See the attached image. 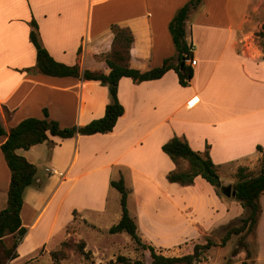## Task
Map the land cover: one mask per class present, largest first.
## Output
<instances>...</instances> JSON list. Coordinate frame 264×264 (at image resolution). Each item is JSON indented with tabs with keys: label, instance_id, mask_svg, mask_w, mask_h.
Here are the masks:
<instances>
[{
	"label": "crops",
	"instance_id": "1",
	"mask_svg": "<svg viewBox=\"0 0 264 264\" xmlns=\"http://www.w3.org/2000/svg\"><path fill=\"white\" fill-rule=\"evenodd\" d=\"M188 1L0 0V123L6 132L27 117L44 118V109L61 127L84 125L102 117L109 100L99 81L35 69L32 20L57 61L105 73L116 25L132 37L130 66L145 71L177 57L169 23ZM253 2L202 0L189 12L185 38L197 64L188 85L180 84L173 69L141 82L123 76L118 98L125 112L111 132L50 136L17 149L36 166V185L24 191L21 219L27 231L8 264L59 241L74 223L79 230L108 232L122 215L121 206L111 207L112 198L120 201L111 180L121 176L137 234L164 254L186 251L187 241H221L226 227L245 214L241 203L218 194L202 176L190 185L169 182L167 174L187 169L188 162L173 161L162 145L178 135L196 151L208 148L220 182L232 186L239 167L257 169L258 146L264 149V54L251 43ZM6 138L0 137V210L7 206L11 178L1 149ZM226 166L230 176L224 178ZM260 202L254 264H264V192ZM218 228L225 230L214 238ZM227 264L242 263L239 258Z\"/></svg>",
	"mask_w": 264,
	"mask_h": 264
},
{
	"label": "trees",
	"instance_id": "2",
	"mask_svg": "<svg viewBox=\"0 0 264 264\" xmlns=\"http://www.w3.org/2000/svg\"><path fill=\"white\" fill-rule=\"evenodd\" d=\"M201 1L189 0L177 10L169 23V30L178 52L177 57L175 59L168 58L161 66L145 71L130 66L129 49L132 37L116 25L112 26L115 33L112 51L105 55L110 70L105 73L90 69L81 70L78 64L69 65L57 61L41 43L38 24L35 20L31 21L29 38L36 50L35 69L52 76H75L85 80L99 81L102 85L107 86L109 100L104 115L84 125L61 127L58 121L49 118L46 109H44V118L27 117L12 127L9 132H6L0 123V137L4 135L7 137L1 144V149L11 172L7 206L0 210V264H7L18 256L17 247L27 231L26 227L22 225L21 219L24 191L28 186L36 185V166L18 154L17 149H28L35 144L50 141V136L67 138L77 134L89 135L111 132L118 118L125 112V108L118 98V84L123 76L141 82L160 78L166 71L173 69L178 75L180 84L188 85L193 76V69L184 62V57L192 44L186 41L185 25L189 12L197 8ZM162 149L173 161L186 160L188 162L187 169L174 170L167 174L166 178L169 182L190 185L194 183L197 176H202L215 186L217 193L221 195L217 167L208 148L204 152L196 151L190 146L186 138L175 135L162 145ZM258 149L262 152V156L257 171L247 167H239L236 172L237 182L232 186L236 190V199L245 210V214L240 217V223L238 225L229 224L219 243L210 238L202 243L187 241L185 243L186 251L181 255H166L162 250L152 245L150 241L142 239L137 234L135 219L131 216L127 205L129 189L122 176L118 180H111V185L120 193L122 215L120 220L108 229V232L112 234L127 232L137 244L149 252L150 261L144 262L141 259H131L125 255H118L116 261L110 260L106 264H115V262L121 264H192L195 261L199 262L201 255L213 246H225L233 236H239L238 246L231 252L229 263L238 260L239 252L243 250L245 258L241 259V263L254 264V250L248 243L247 236L249 233H255L262 212L260 196L264 192V149L261 146H258ZM8 235L13 237L10 244L6 241ZM84 246L85 243L81 245V249ZM190 246L191 249H189Z\"/></svg>",
	"mask_w": 264,
	"mask_h": 264
},
{
	"label": "rangeland",
	"instance_id": "3",
	"mask_svg": "<svg viewBox=\"0 0 264 264\" xmlns=\"http://www.w3.org/2000/svg\"><path fill=\"white\" fill-rule=\"evenodd\" d=\"M253 4L255 11L252 14L254 25L251 43L255 50H260L261 54H264V0H254ZM257 169L255 171H257ZM224 172L226 173L224 178H226V176L229 177L230 167L226 166ZM221 184L227 185L228 183ZM219 189L221 191L220 187ZM115 191L118 194V191ZM221 195H224L222 191ZM120 206L119 200L114 198L111 199V207L118 208ZM233 214L235 213H231L230 216H234ZM239 223L240 218H237L230 224L238 225ZM78 228V223H74L68 227L66 236L59 241H57V238L54 242L49 243L46 249H39L37 252H33L28 256L22 254L19 261L11 262L10 264H106L110 260L116 261L118 255H125L131 259H141L144 262L150 261L149 252L144 250L141 245L137 244L127 232L112 235L107 231L94 228H85L84 230H79ZM224 230L225 229L219 231L218 228V231L214 232L213 237L220 238ZM238 237L239 236H233L225 246L213 247L210 249L209 253L201 255V260L207 259V256H209L210 259H207V264H227L230 260L232 250L238 246ZM12 240L13 237L11 236L6 239L9 244L12 243ZM247 240L254 250V234L249 233ZM83 243H85V246L81 249ZM184 252L185 250L178 249L175 254L180 255ZM239 258H245V253L242 250L239 252ZM115 264L121 263L115 262ZM192 264L203 263L195 261Z\"/></svg>",
	"mask_w": 264,
	"mask_h": 264
},
{
	"label": "built area",
	"instance_id": "4",
	"mask_svg": "<svg viewBox=\"0 0 264 264\" xmlns=\"http://www.w3.org/2000/svg\"><path fill=\"white\" fill-rule=\"evenodd\" d=\"M193 49H194V47H193V45H191L190 49H189V52L187 54H185V57H184V62L187 65L191 66V67H193V66H195L197 64V60H196V58L193 55ZM46 171L51 172V173H57L58 172L54 168H47ZM199 263L205 264V261L204 260H200Z\"/></svg>",
	"mask_w": 264,
	"mask_h": 264
},
{
	"label": "water",
	"instance_id": "5",
	"mask_svg": "<svg viewBox=\"0 0 264 264\" xmlns=\"http://www.w3.org/2000/svg\"><path fill=\"white\" fill-rule=\"evenodd\" d=\"M218 185L220 186L221 191L224 195H226V196H235L236 195V190H234L232 188L231 184L222 185L221 182L219 181Z\"/></svg>",
	"mask_w": 264,
	"mask_h": 264
}]
</instances>
